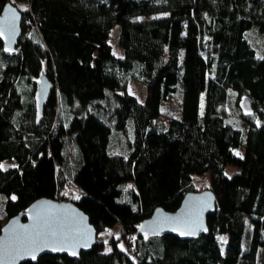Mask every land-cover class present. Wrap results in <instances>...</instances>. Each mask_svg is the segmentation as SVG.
I'll return each mask as SVG.
<instances>
[{"label": "trees", "instance_id": "trees-1", "mask_svg": "<svg viewBox=\"0 0 264 264\" xmlns=\"http://www.w3.org/2000/svg\"><path fill=\"white\" fill-rule=\"evenodd\" d=\"M9 2L23 32L16 55L0 41V164L15 162L0 168V221L47 197L74 201L99 234L122 232L110 252L97 239L76 258L25 263L264 264V0H0V13ZM115 25L123 56L109 42ZM42 75L55 89L37 121ZM132 80L146 87L144 102ZM180 81L181 113L160 126ZM229 165L239 172L227 175ZM206 173L218 205L205 233L139 235Z\"/></svg>", "mask_w": 264, "mask_h": 264}, {"label": "water", "instance_id": "water-1", "mask_svg": "<svg viewBox=\"0 0 264 264\" xmlns=\"http://www.w3.org/2000/svg\"><path fill=\"white\" fill-rule=\"evenodd\" d=\"M22 20V11L12 2L0 13V32L3 33L0 41L7 55L21 51ZM54 89L55 84L47 75L40 76L35 91L37 121L43 117L44 106ZM217 205V196L211 189L188 192L176 211L157 208L142 222L139 235L145 239L169 234L184 240L198 238L207 231L208 216ZM98 234L89 215L74 201L43 197L1 227L0 264L37 262L46 254L76 258L82 251H90L95 246Z\"/></svg>", "mask_w": 264, "mask_h": 264}, {"label": "rangeland", "instance_id": "rangeland-1", "mask_svg": "<svg viewBox=\"0 0 264 264\" xmlns=\"http://www.w3.org/2000/svg\"><path fill=\"white\" fill-rule=\"evenodd\" d=\"M254 29H256V28H254ZM120 31H121V25H115L112 32H111L110 38H109V42L111 43V45L113 47V51L117 56H123V54H124L123 48L121 47V45L119 43ZM249 38H251V40L255 43V45L260 44L262 41L261 37L258 35V33L256 31H254L250 35ZM129 91L131 94L135 95L140 101H142V102L145 101L146 96H147V89L140 82H138L136 80L130 81ZM173 95H175V96H171L168 99V101L164 103L163 111L161 112V115L156 120L157 124L160 126L167 125L172 117L179 116L181 113V102L183 103V99H184V92H183V86H182L181 81L179 82L177 90L175 93H173ZM242 105L245 107V103L242 102ZM232 113L234 116L237 117L236 112H234L232 110ZM243 125H245L244 122H243ZM132 137H133V123L131 122L129 124L128 135L127 136L124 135L123 138L118 137L115 139L114 147H113L114 150H116V151L118 150L117 152H123L125 150V148L123 147V142L124 141L127 142V139L132 138ZM125 146H126V144H125ZM235 152H236V154L237 153L243 154V150H241V149H236ZM70 154L72 155L71 151H70ZM2 164L4 165V168H7V167L15 165V162L14 161H5ZM239 170L240 169L238 167L233 166V165H229L226 168V174L229 176H232L235 173L239 172ZM194 181H195V187H196L197 191H199V192H202L204 190L211 188L210 173H206L203 176L196 175V176H194ZM72 191L73 192L70 193L71 199L76 198L78 196L77 190L74 189ZM3 202H4V199L2 197H0V206H2ZM6 222H7V218H4L2 221H0V230H1V227ZM120 227L121 226L118 224L116 227L109 228V229L101 232L98 235L97 239L101 242H104V244L106 246V250H108L110 248L109 240H111L113 237H118V236L122 235ZM109 233H111V234H109ZM221 237L224 238L223 240H227L228 234H222V235H220V238ZM121 245H123V247H126L127 243L122 241ZM25 264H30V263H25Z\"/></svg>", "mask_w": 264, "mask_h": 264}, {"label": "snow or ice", "instance_id": "snow-or-ice-1", "mask_svg": "<svg viewBox=\"0 0 264 264\" xmlns=\"http://www.w3.org/2000/svg\"><path fill=\"white\" fill-rule=\"evenodd\" d=\"M2 34H3V33L0 32V35H2ZM237 155H239V153H237ZM3 167H4V165H3V164H0V168H3ZM129 187H131V185H129ZM12 198L15 199V197H12ZM76 198L79 199V197H76ZM205 231H206V229H205ZM109 234H111V233H109ZM182 234H183V233H182ZM117 238H118V237H117ZM221 239L223 240L224 238L221 237ZM120 247L123 248V245H120ZM53 250L55 251V250H57V249L54 248ZM59 250H63V249H59ZM108 251L110 252V251H111V248H109ZM72 254L75 255L76 253L73 252ZM33 259H35V256H34V255H33Z\"/></svg>", "mask_w": 264, "mask_h": 264}]
</instances>
